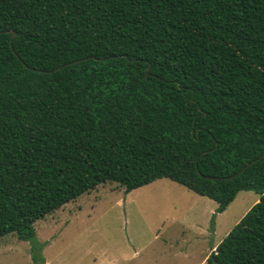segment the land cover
Instances as JSON below:
<instances>
[{
  "label": "trees",
  "instance_id": "obj_1",
  "mask_svg": "<svg viewBox=\"0 0 264 264\" xmlns=\"http://www.w3.org/2000/svg\"><path fill=\"white\" fill-rule=\"evenodd\" d=\"M162 178L257 192L207 264H264V0H0V239Z\"/></svg>",
  "mask_w": 264,
  "mask_h": 264
},
{
  "label": "rangeland",
  "instance_id": "obj_2",
  "mask_svg": "<svg viewBox=\"0 0 264 264\" xmlns=\"http://www.w3.org/2000/svg\"><path fill=\"white\" fill-rule=\"evenodd\" d=\"M257 198L240 191L218 212L215 200L168 178L129 193L99 184L37 220L34 241L3 236L0 264H207Z\"/></svg>",
  "mask_w": 264,
  "mask_h": 264
},
{
  "label": "crops",
  "instance_id": "obj_3",
  "mask_svg": "<svg viewBox=\"0 0 264 264\" xmlns=\"http://www.w3.org/2000/svg\"><path fill=\"white\" fill-rule=\"evenodd\" d=\"M259 199H260V198H257V199H256V202H258V201H259ZM217 246H218V245H215V246L212 248V250L216 251V249H217ZM214 251H213V252H214ZM208 257H209V256H207L206 258L208 259Z\"/></svg>",
  "mask_w": 264,
  "mask_h": 264
}]
</instances>
